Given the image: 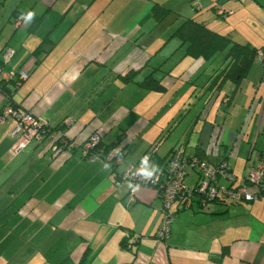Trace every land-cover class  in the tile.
I'll use <instances>...</instances> for the list:
<instances>
[{
	"label": "crops",
	"instance_id": "crops-1",
	"mask_svg": "<svg viewBox=\"0 0 264 264\" xmlns=\"http://www.w3.org/2000/svg\"><path fill=\"white\" fill-rule=\"evenodd\" d=\"M36 1L28 11L42 16L37 28L56 21L43 31L52 44L14 101L50 126L65 122L66 137L76 143L101 130L102 141L122 148L123 159L116 166L90 162L78 148L54 158L55 133L13 153L14 123L0 119V264H264V196L206 210L194 204L178 211L168 237L158 239L163 214L157 191L140 185L131 194L126 185H114L115 176L160 138L152 169L181 148L188 157L203 153L213 164L226 159L237 182L251 172L264 153L257 146L264 139L260 62L237 85L228 81L218 89L212 84L228 47L208 60L194 59L174 32L187 18L209 28L213 16L234 32L246 31H230L233 42L264 48V0H204L194 9L199 18L189 10V17L168 26V18L156 22L151 12L154 3L165 7L162 0ZM15 10H0L1 31L12 24ZM223 11L228 14L221 17ZM83 18L80 37L92 36L91 47L72 49L68 40L57 49ZM209 29L226 36L223 28ZM37 46L14 49L4 71L21 69ZM148 76L164 90L142 87ZM4 104L0 94V110Z\"/></svg>",
	"mask_w": 264,
	"mask_h": 264
},
{
	"label": "built area",
	"instance_id": "built-area-1",
	"mask_svg": "<svg viewBox=\"0 0 264 264\" xmlns=\"http://www.w3.org/2000/svg\"><path fill=\"white\" fill-rule=\"evenodd\" d=\"M15 28L22 27V19L18 18L14 22ZM14 52L9 49L2 53L4 61L9 62ZM258 61L264 72V52L259 55ZM34 66L33 59L27 60L19 71V80L25 81ZM6 79L14 77V72L4 74ZM264 75V73H262ZM0 119H10L14 123L11 135L17 139L12 152H18L31 141H40L43 137L44 127L47 122L34 116L32 113L23 109H5L0 115ZM102 131H94L81 146L82 157L90 162L100 160L96 155H92L91 150L102 139ZM162 142V140H161ZM154 145L144 155L143 159L135 165H130L125 172L114 180V185L119 187L126 185L130 193L133 194L137 186H147L158 191L160 199V210L163 214L162 223L156 232L158 239H165L169 235L170 223L174 215L184 209H190L194 204L199 209L206 210L208 206L220 202L234 205L242 203H251L264 196V158L253 166L251 172L245 177L244 181L237 182L232 174L229 162L222 161L213 164L205 158H187L181 148H176L168 157L165 165L154 169L150 166L151 156L161 144ZM74 143L63 142L61 146H53L52 155L57 157L64 149L75 148ZM123 154L120 147L112 149L107 158L103 160L106 164L113 166L122 162ZM146 160V165L144 161ZM102 161V160H101ZM152 171L151 178H145L141 173L143 167ZM190 173L196 175V181L193 185L186 183V178Z\"/></svg>",
	"mask_w": 264,
	"mask_h": 264
},
{
	"label": "trees",
	"instance_id": "trees-1",
	"mask_svg": "<svg viewBox=\"0 0 264 264\" xmlns=\"http://www.w3.org/2000/svg\"><path fill=\"white\" fill-rule=\"evenodd\" d=\"M237 1H241V0H237ZM151 12L156 22H161L162 20L167 18L168 15H170L171 13L168 8H165L158 3H154L152 5ZM21 13H24V12H21L18 10H15L13 12L12 14L13 23L15 22L16 19L21 17ZM226 14H228V12L223 11L220 16L223 17ZM41 19H42V16L35 15V19L28 26V31L30 33H34ZM24 23L25 22L22 20V25H24ZM174 36H177L180 39V41L186 45V54L194 59L203 58L204 60H208L216 52L222 51L226 47H228L227 62L225 63L222 70L215 76L213 80V84H212V86L217 87L218 89H220L223 86V84L228 81H231L235 85H237L242 78L247 76L254 61L258 59L259 55L262 54V52H264V48L256 49V48L251 47L249 44H239V43L233 42L229 37L220 35L210 30L207 27V25H205L201 21H197L195 18L184 19L181 25L175 30ZM51 44H52V41L47 36L42 38L38 46L35 48V50L31 54V58L33 59L34 65L39 62L40 56H42L45 53V49L51 46ZM4 50L6 51V49H3L0 52V72L4 74H9L11 72H14L15 76L11 77L10 79H6L2 75H0V94L5 99V104L1 108L0 114H2L4 110L7 108L15 109V110L21 109L14 101V95L23 82L19 80L20 69L17 71H9V72L4 71L5 66L10 62V61L6 62L2 58V53ZM131 77H132V74H129V75H126L124 79L130 80ZM262 80H264V75H262ZM140 85L146 89H150V90L157 91V92H162L164 90L163 86L156 79L150 76L146 77L143 80V82H141ZM66 126L67 125L65 122L59 123L56 126H50L47 123L43 130L44 133L42 134L43 135L42 139H43L47 135L49 136L50 134L55 133L54 137L56 136V138H54L53 140V145L51 147V150L54 145L55 146L57 145L59 147L63 144V142H67L69 144L74 143L76 145L75 148H72L70 150L64 149L61 154L72 153V151H74L77 148L78 150H81V146L88 139L87 138L82 143H76L75 141L68 139L65 134ZM161 140L162 138L157 139L151 145L150 149L154 145L161 142ZM116 147L118 146L114 144L106 145L101 139L100 142L95 146L93 150H91L90 153H92V155H96L97 158L103 161L107 158V155L109 154V152ZM174 150L175 149H173L171 153ZM121 152L123 154L122 148H121ZM61 154H59L58 156H60ZM186 157L187 158L197 157L200 159L205 158L203 153L202 154L198 153L194 157H188V156ZM154 158H155V154L151 156V160H154ZM262 158H264V153H262L259 156V159H262ZM222 161H226V159H223ZM108 164L113 166L109 162ZM117 177L118 176H115V180L117 179ZM244 180L245 178L242 181ZM216 203H220V202H216ZM221 204H224V203H221ZM155 238H157L156 234H155Z\"/></svg>",
	"mask_w": 264,
	"mask_h": 264
},
{
	"label": "rangeland",
	"instance_id": "rangeland-1",
	"mask_svg": "<svg viewBox=\"0 0 264 264\" xmlns=\"http://www.w3.org/2000/svg\"><path fill=\"white\" fill-rule=\"evenodd\" d=\"M202 1H204V0H162V2L165 3V7L172 6V8H173V9H170L172 12L170 13V15H168V17H167L168 20H167V22L164 23L165 26H168L169 24H174V22H176V18L180 20L182 18L189 17L190 16L189 10H192L197 15L200 14L201 13L200 11L195 12L194 9H195V7L199 9ZM34 2L38 3L36 0H0V10H2L4 12L7 11L8 15L11 13V11H13L17 7H18V10L28 11L32 5H36ZM168 8H171V7H168ZM3 15H4V13L0 12V25L3 24L1 22ZM199 17H200V15H198V18ZM210 18H211V20H209L210 23H208V25L210 26L209 28L212 29V28H215L216 26L219 28H223L222 30H224V31L227 30V31H225L226 36L230 31H231L230 32L231 34H235V35L236 34L240 35L241 33L246 32L244 29H239V32H234L233 29L228 28L227 22L216 21V20H214L213 16H211ZM55 22L56 21L52 22L50 19L45 20L43 23L40 24V26L37 28L35 33H29L28 32L29 24L24 23V25L22 27L15 28L14 23H13V19H12V21H11L12 24L9 25V28L7 27L3 31H1V27H0V49H2L4 47L5 43L8 44V47L5 49L6 50L11 49L14 53H15L14 49H28L30 47L32 48V46L34 48V46H37L38 42L42 39V37L45 36L44 35L45 32H43L44 29L48 30L51 26L54 25ZM84 24H86L85 18L81 19L77 23V25L75 26V28L76 27L77 28L73 31V34L71 33L69 35V38H66V40H64L58 46L57 49H65L66 47L64 44H66L68 40H69V43H72V46H73L72 49H89L91 47V45L93 44V42H92L93 37L92 36L90 37L88 34L83 36V37H80V35H81L80 26L82 27V26H84ZM247 24H248V22H247ZM9 29L11 31H9ZM151 39L152 38L150 36L149 40H151ZM166 46L164 47V49L168 48ZM12 58H13V56L11 57V59ZM255 61L257 62L258 59H256ZM218 62L220 63L221 60H219ZM219 105H220V101L217 102L216 108H219ZM221 111L224 114L225 108L222 107ZM179 136L181 137V135H179ZM257 146H258V148H264V139L259 141V144ZM165 148L166 147H163V150L161 152H163ZM257 155H258V152L254 150L253 157H257ZM192 177L194 179L192 182L193 183L195 182L196 175L194 173H190L189 176L187 177V184H190V185L193 184L191 181L188 182V180Z\"/></svg>",
	"mask_w": 264,
	"mask_h": 264
},
{
	"label": "clouds",
	"instance_id": "clouds-1",
	"mask_svg": "<svg viewBox=\"0 0 264 264\" xmlns=\"http://www.w3.org/2000/svg\"><path fill=\"white\" fill-rule=\"evenodd\" d=\"M36 13L34 11H28L26 13H21V19L26 23L30 24L35 19ZM146 160L144 161V164L146 165ZM142 175H144L145 178H151L152 171H150L146 166L141 169Z\"/></svg>",
	"mask_w": 264,
	"mask_h": 264
}]
</instances>
